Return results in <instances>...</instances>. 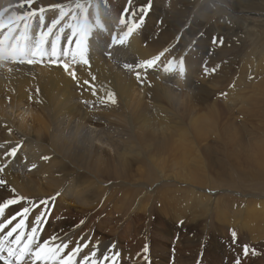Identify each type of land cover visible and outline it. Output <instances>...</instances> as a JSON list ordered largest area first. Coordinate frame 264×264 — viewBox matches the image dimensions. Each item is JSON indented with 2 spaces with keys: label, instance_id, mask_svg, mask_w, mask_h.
<instances>
[{
  "label": "bare ground",
  "instance_id": "1",
  "mask_svg": "<svg viewBox=\"0 0 264 264\" xmlns=\"http://www.w3.org/2000/svg\"><path fill=\"white\" fill-rule=\"evenodd\" d=\"M167 1L173 7L165 1L154 6L166 26L151 30V17L144 22L146 32L153 34L148 42L135 27L123 45H112L128 30L130 24L125 23L130 18L120 23L108 0H32L31 5L28 0H0V9L5 10L2 24L22 16L35 34L61 20L52 36L61 34L71 42L73 36H84L89 42V66L76 65L67 72L60 67L0 66V180L5 181L0 185V203L20 198L0 212L1 220L9 221L27 208L29 212L12 223L26 217L28 226L36 230L47 218L39 242L49 248L59 246L60 256L70 254L75 262L111 264L112 255L119 253L116 264H165L170 256L164 242L173 237L174 220L180 221L178 230L185 222V229L179 234L180 250L173 251L176 260L172 264H204L206 254H217L224 246L216 235L203 241L214 214L217 228L238 224L233 229L241 239L250 238L251 245L264 235V194L249 191H264V139L261 145L247 142L253 130L264 133V77L256 79L264 75L262 53L252 49L242 63L246 68L257 61L260 75L244 82L240 76L231 82V91L224 87L220 94L192 81L188 71L184 79L176 70L165 72L168 61L173 60L176 67L174 55L179 52L176 56H182L187 49L186 35H192L214 9L212 1L201 0L200 10L181 33L178 27L190 14L188 0ZM231 1L235 8L264 11V0ZM127 2L117 0L122 15ZM220 16L219 26L205 28L196 45L215 61L217 56H231L240 43L233 42L232 48L220 39L234 35L239 40L241 36L233 34L235 16L224 11ZM243 19L250 34L253 17ZM172 43L154 67L137 68ZM124 64L132 68L126 69ZM218 70L223 78L226 72ZM259 114L263 117L257 121ZM210 134L216 135L215 152L220 155L216 161L212 160V146L199 144ZM13 149L14 157L8 155ZM239 160L250 162V169L236 175L231 169H237ZM165 179L172 184L164 186ZM220 188L240 190L243 196L216 194ZM146 225L149 229L143 233ZM116 230L130 235L129 241L122 245ZM152 232L159 244L154 242L156 237L151 238ZM181 251L189 255L183 257ZM105 254L107 262L103 261Z\"/></svg>",
  "mask_w": 264,
  "mask_h": 264
},
{
  "label": "rangeland",
  "instance_id": "2",
  "mask_svg": "<svg viewBox=\"0 0 264 264\" xmlns=\"http://www.w3.org/2000/svg\"><path fill=\"white\" fill-rule=\"evenodd\" d=\"M161 1L168 2L171 6L173 5L172 2L170 3L167 0H147V1H144V2H140V3H141L142 6L148 8V11H147V13L144 12L145 14L144 13L140 14L141 13V11H139L140 8H141L140 3H137L138 4L137 5L132 0L131 1L129 0V2H127V4H126L125 9L126 8L127 9H131L132 12L136 16L135 17V20H136L137 23H139V28H140V29H138V31L140 32L139 35L143 39L144 42L145 41L148 42L150 40V38L152 37L151 35H153L152 33H147L146 32V29H145V26H144L145 25L144 22H145V20L148 17H151V19H152V22L150 24V28H153V29H151V30H154L155 28L157 29V27H161V25L162 26H166V24L164 25V23H165L164 20H163L164 17L162 16L161 11L159 9H156L154 7L157 4H159ZM177 1L178 2H183L185 0H177ZM188 1H187L186 5H188L187 7L190 8L191 10L188 9V13H190V14H187V17L188 18L186 17V19L183 22H181L180 25H179V27H178V32H181V33H183V32L186 31V27L189 26L190 23H191L192 16L195 15L198 12V10H200V8H201V2H200L201 0H194V1L193 0H190L189 2ZM208 1L210 3L212 1L213 5H214L213 6L214 9L211 10L209 18L207 19L206 22L203 19L204 22L200 26H198L196 29H194V32H193L192 35H188V34L186 35L185 42L187 41L189 44L186 47L187 49H184L185 51L182 53V56L181 55L180 56H176L179 52L176 55H174L175 60H176L175 61L176 62V67H177L179 61L181 60V58L183 59V64H184V73H183V75H181L178 70H176V73L177 74L179 73V76H181V79H184L185 73H186V71H188L189 73H191L190 74V79L192 81H195V82L198 81V83H200V84L203 83V85L204 84L205 85H208L213 90L218 91L217 94H220V92H219L220 89H222V88L224 89V87H225L226 88L225 90H230L229 87L231 86V82H234L235 83V79L238 78V77H240V76L244 77L243 78L244 80L242 79L243 82H244V81H246L248 79L255 78L256 75H260V72H259L260 71V65L257 63V61H254V66L253 65L250 66V65L246 64V68L244 66L245 63L243 65H242V63L245 60L249 59V57H248L247 54L252 49L255 50L254 52H256V50H259L262 53V56L259 57V58L261 59L262 63L264 62V58H263V56H264V36H263L264 35V22H263V20H264V11H261V10H252V11H250V10H247L245 7H240V6L237 7V8H235L233 6V2L231 0H208ZM108 2H109V5L113 6V8H112L113 11L116 13V15L118 16L119 20H121V18H122L123 15H122L121 11H119V7H118L117 0H108ZM191 3H192V5H191ZM130 4H132V5H130ZM133 4H135V5H133ZM189 4H190V6H189ZM129 5H130L131 8L129 7ZM146 5H148V6H146ZM138 8H139V10H138ZM221 10H222V12L224 11L228 15L235 16L236 20L234 21L235 27H234L233 34H235V33L238 32V34H241V36H240L239 40H237V38H235L234 35H232L233 36L232 39H228L227 36H225L224 39L223 38L220 39V42H222V43L228 41L230 43V45H231L232 48H233V45H234L233 42H236V43L237 42L238 43L240 42V43L239 44L237 43L238 46L236 48V51L234 49V51L230 54L233 57V59H232L231 56H229V57L228 56H224L223 57V55H222L221 57L217 56L216 57V61H215L214 59H211V56L212 55L209 54V55L205 56L200 51V49H198L196 47V45L201 42V40H202V34L204 33L205 28L211 27V25H212V27H214V26L218 27L219 26L218 23L220 22V20H218V19L221 17L220 16V14L222 13ZM135 11H137L136 12L137 14L135 13ZM150 11H152V12H150ZM138 14H140L141 16L138 15ZM3 15H4V13H3V11H1L0 12V17L3 16ZM243 16L244 17H246V16H252L253 17L252 21L254 22V27H253V29H252V31H251L250 34L247 32L246 22L243 19L244 18ZM139 17L142 18V23H140L141 18H139ZM128 18H130V19H128ZM128 18H127L128 20H126V23L125 24L128 25V23H129L130 24V25H128L129 27L130 26H133V16L132 15H129ZM158 20H160V21L158 22ZM187 20L188 21L190 20V21L188 22ZM153 21H154V23H153ZM120 23H121V21H120ZM181 24H182V26H181ZM180 26H181V28H180ZM179 37H181V36H179ZM177 39H181V38H177ZM252 39H253V41H252ZM258 41L261 42V43H263V44L259 43ZM171 45H173V43L172 44H169V45H167V44L164 45L163 49H160L158 52L159 53H161V52L164 53V51L166 49H168V50H166L165 52H169L171 50V48H172ZM241 48L243 50H241ZM238 49L241 50L240 53H238V51H239ZM245 56H246V58H245ZM149 58H153V56H150ZM203 59L204 60L206 59V60L204 61ZM224 59H227L228 63ZM231 59L234 62V64L231 62ZM212 64H214V65H212ZM186 66H189V70L186 69ZM220 68L222 69V71H225L226 72V74H225L226 76L224 75L223 78H222L221 72L218 70ZM261 77H264V75L257 76L256 79H260ZM188 81H189V79H188ZM213 82H215V83H213ZM216 83H217V85H215ZM228 83H230V84H228ZM241 83H242V81H241ZM183 84H185V82H183ZM227 85H229V86H227ZM234 88L236 89L235 85L232 86V90L233 91L235 90ZM183 90H185L184 89V86H183ZM178 91H181V90H178ZM262 117H263L262 114H259L258 117H257V121L260 120V119H262ZM257 129H260V128H257ZM248 136L249 137H248L247 142L249 141V142H252V143H255V144H258V145H261V141L260 140H263L264 139V133L262 135L259 132V130H253ZM207 138L204 141H202V143L200 142L199 144L200 145L202 144V146H208V145L210 146L211 145L212 146V148H211L212 160H215L216 161L217 157L220 156L217 152H215L216 151V141H215L216 140V135L215 134H210ZM242 138H244V137H242ZM199 153L203 155V153H201V152H199ZM223 154H224V152H223ZM249 163L250 162H243V161H240L239 160V166L237 167V169H231L232 170L231 173L232 172H235V174H236V172H237V174L238 173L239 174H242V171H247V170L250 169V164ZM207 165L211 168V165H209L208 163H207ZM162 184L163 185L165 184L164 186L167 187V186L171 185L172 182L170 180H168V179H165L162 182ZM239 189H241V188H239ZM212 191H215V190H212ZM235 191H236L235 189L234 190H232V189L231 190H225L223 188H220L219 190H216V194L223 195V196H228V197H236V198H240V197L243 196V194H241L239 192L240 190L237 191V192H235ZM249 191L252 192V193L259 194V195H263L264 194V191H262L261 188H257V190L249 189ZM256 194H255V196H257ZM253 198H255V197H253ZM154 205L157 206V204H154ZM241 208H242V210H244L242 206H241ZM193 210H195V207L193 208ZM213 216H214V218L212 217L211 218V221L210 222L208 221V223H210V224H208V233L209 234L207 233L206 236H203V238H205V239H203V238L202 239H203L204 242H208L209 241V237L211 235H216L217 236V239L220 240L219 242L220 243H223L224 246L222 247L221 252H219L217 254L215 253V251L213 253L210 252L209 253L210 255H207L206 254L205 255V258H203L204 259V264H234V261L236 259H240L241 260V264H261V262L264 264V262L262 261L264 259V253H263L264 252V245H263L264 244V235H263V237L257 238L258 240L257 239L254 240L257 244L254 242L253 245H251V244H249L250 238H248V237L245 236L246 238L244 237V238L241 239V236H240L241 234L238 233L237 229L234 230L237 227L238 224L237 225H233V223H231L232 222L231 221L230 223L232 225L228 223V225L226 224L227 226H222V227L219 226L217 228L218 220L215 217L216 216L215 214ZM185 219L187 220V222H189L190 227H193V225L191 223L192 220L188 217V214H186V218ZM145 223H147L146 219H144V221H143V224H145ZM173 223H174V225L176 224L175 225L176 229L173 227V230H174V233H172L173 237L170 238V239H168V240H166L164 242V248L166 249V247H167V249L169 250L168 251L169 252L168 255L170 256L165 261L161 260L165 264H172L176 260L173 251L174 250H177V251L180 250V247L178 245V243H179L178 242V238H179V234L182 233V231L185 229L184 228V223L185 222L183 223V221H182L183 224H182L181 227H183V228L180 227V230H178L179 228L177 226L180 223V221H176L175 222L173 220ZM194 223H196V222H194ZM110 225H112V222L110 223ZM147 229H149V225L144 226V228L142 230L143 233H145L147 231ZM215 229H217V230H215ZM218 231H219L220 234L218 233ZM114 232L115 233H118L120 235V241L122 242V245L124 243H126L127 241H129L130 235H127L126 236L125 233L119 232L118 230H116ZM232 232L238 233V234H236L237 235V239L235 241L233 239ZM242 232L246 235V233H245L246 231H242ZM152 233H151V236H152L151 238L153 239L156 236L154 235V232H152ZM110 235L113 236V231H110ZM221 235H223V236H221ZM157 239H158V237H156L155 240L153 239L154 242H157L158 243L159 240H157ZM209 244H212V243L209 242ZM245 245L249 247L250 251L252 250V248L254 250H256V254L255 255H251L250 254V255H248L246 257L245 256H242L241 255V247L242 246H245ZM231 248H232V250H231ZM233 249H235V250H233ZM181 253H182L183 257L185 255H189L188 253H185L183 251H181ZM191 256L193 257L194 256V253H192ZM259 256L261 258V261H260ZM196 264H198V263L196 262Z\"/></svg>",
  "mask_w": 264,
  "mask_h": 264
},
{
  "label": "snow or ice",
  "instance_id": "3",
  "mask_svg": "<svg viewBox=\"0 0 264 264\" xmlns=\"http://www.w3.org/2000/svg\"><path fill=\"white\" fill-rule=\"evenodd\" d=\"M31 3H32V0H28V3L27 4L31 5ZM140 11H141V13L147 12L148 11V8H146L144 6H141ZM34 15H35V13H34ZM129 15H132L133 16V26L128 27V30L126 32H124L123 35L119 39L116 38L115 39V42H111L112 45H116V44L123 45L126 42V38H128L133 33L134 28L135 27H139V23L136 22V20H135V14L132 12L131 9H125L124 10L123 16H122V19H121V23L122 24L125 23V18L128 17ZM60 21H58L55 24V26L52 27V28H50L49 30H47V31H41L40 32V34H39V36H40L39 42H38L37 46L33 49L34 56H39L40 58H43V57H46V56H48L50 58L57 57L58 56V53H53L52 55H49L48 54L49 52L46 51V49H45V44L47 42L46 41V38L49 36L50 33L53 32V29L60 23ZM140 23H142V18L140 20ZM2 26H3V24L0 23V27H2ZM73 42L77 45V43H78V37L77 36H73ZM51 43H52V41H51ZM108 55H111V53L109 52ZM163 55H164V53L162 52V53L158 54L156 57L151 58L149 60H146L142 64L137 65V68H142V67L152 68V67H154L157 64V62L160 60L161 56H163ZM52 62L53 63H56L57 61L55 59H53ZM28 63H32V61H28ZM173 65H174V61L173 60H169L168 61V64L164 66L163 70L165 72H170V71L178 70L179 73L181 75H183V73H184L183 59L181 58V60L179 61L177 67H173ZM123 66L126 69H131L132 68V65H129V64H124ZM64 67L66 68L67 66L65 65ZM73 78H75V77H73ZM136 78L138 80H140L141 77H140V73L139 72L136 73ZM109 97H111V103L114 104L116 101H115V98L112 97V94L111 93H109ZM8 155L14 157L16 155V150L13 149L11 152L8 153ZM33 167H35V165H33ZM2 170L3 169L0 168V171H2ZM4 183H5V181L0 180V185H3ZM19 200H20V198L7 199L5 202L0 203V212H4V210L6 208H8L11 205H14V204L18 203ZM41 203H46V201L45 202H41ZM28 212H29V210L27 208L22 209V211L20 213H18L16 215H13L9 219L8 224H11L12 221L13 220H16L18 216H23V215L27 214ZM39 220H41V217H39ZM18 229L19 228H16L15 231H12L9 237H12L13 234L16 233ZM32 235H33V239H35V233H33ZM232 236H233V239L235 241L237 239L236 233L233 232L232 233ZM39 245L40 244H38L37 247H36V250L33 251V254L35 256V260H37V261H45V262L50 261L51 258L49 256V253L54 254L55 252H57V251L60 250V247L59 246L58 247H55V248H47L46 249V245H45L44 248H39L38 247ZM83 247H88V244H84ZM67 248H68V246L65 245L64 246V249H67ZM77 248H78V251L81 250L80 246H78ZM145 251H147V249H145ZM65 254H67V253H65ZM250 254L251 255H255L256 254V250L252 249L250 251L249 247L246 246V245L241 247V255L242 256H245L246 257V256H248ZM118 255H119V253H114L112 255V257H111V264H116V257ZM108 260H109V256L107 254H105L103 256V261L104 262H107ZM0 261H3V260L0 259ZM3 264H4V261H3ZM96 264H97V261H96ZM234 264H241V260L240 259H236L234 261Z\"/></svg>",
  "mask_w": 264,
  "mask_h": 264
}]
</instances>
